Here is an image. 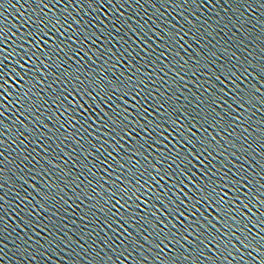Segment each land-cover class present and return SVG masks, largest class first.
Returning a JSON list of instances; mask_svg holds the SVG:
<instances>
[{"label":"snow or ice","instance_id":"1","mask_svg":"<svg viewBox=\"0 0 264 264\" xmlns=\"http://www.w3.org/2000/svg\"><path fill=\"white\" fill-rule=\"evenodd\" d=\"M8 0H0V8H4ZM139 0H137V3ZM127 3L130 7L132 6L133 0H36V7L40 9V13H37L34 19H31L32 30L27 34V36L34 41V44L28 49L26 55L28 59L21 63L24 58L21 57L16 61V65H19V71H17L16 66L9 67V57L4 54V50L0 49V117L4 116V112L8 110V104L13 103L19 105L24 109L21 115L25 112L29 115L34 114V111H38L40 108L50 107L49 100L45 99L39 91H37L38 85L44 84L45 76L48 79L55 77L53 83L56 81L66 82V87L55 90L51 85H47V90L51 98V104L57 105L59 107H64L66 111H75L78 116L81 117V127L88 124V121L93 118L94 114H102L101 118L105 121V124L112 132L114 144L113 148L117 152L122 149L120 144L121 139L130 138L135 141V143L129 149L133 156H143L145 163H147V156L145 153L149 150L157 151L161 158H166L170 163L167 168L158 169V174H161V179L167 177L173 181L170 188L165 190L164 194H157L156 199L158 201L170 200V203H165L163 205L165 211L161 213L160 216L151 215L147 217H140L141 221H145L151 232L155 234V237L159 238V242L156 244L157 248H160L162 244L167 240L172 244H179L180 239L186 240L187 237L183 235L185 232H191L195 234L197 244L196 249L200 254L202 250L201 245L207 247L206 241H208L209 236H212L213 240L217 242L218 251L223 253L227 248V245H221L219 243V237L213 236L211 232L208 231L207 227L202 226L199 223L200 217H203V212H200V208L204 207L207 212L211 210L209 215L215 213L211 220L205 217L206 225L215 229L216 224H221L225 229L223 235H227V229L232 227V223L235 222L242 225L241 232L247 235L246 224L243 221L253 222L259 226V229L252 240L245 241L240 240L243 247H253L257 251H260L262 245H264V174L257 173L259 179L255 181L249 176H244L243 179H233L232 176H228L226 172L217 169L213 161L215 156L213 152L216 148L223 147L216 141L215 137L209 139L207 136H197L193 132V128L199 125L201 128L205 124L211 127L219 128L224 133L231 135V131H234L233 124L234 120L227 119L228 113L224 115L215 112L214 108H206L197 111L196 115H191V110L187 107L184 108V112L189 113L188 123L185 126L177 127V122L172 120L168 127H162L159 124L152 125L150 123H145L141 125L137 121V126L144 135L140 139H136L133 136V132L136 131L135 128H130L131 121L129 117L131 113L128 111V100L125 97H131L136 99L140 96L141 92L146 91V81L151 80V74L146 76L144 79H137L136 73L140 72L139 68L135 69L132 74L121 73L118 77L110 79L106 73L103 75L98 72L93 71H82L83 65L76 67L74 70H67L64 65L67 64L69 59L73 57H81L82 55H87L85 48L79 46L78 48H73L72 45L76 44L77 40L83 39V41H89L95 37V33H89L86 29L75 28L70 29L69 27V16L72 11L77 9L83 11L85 9L95 10L97 12V18L95 21H88L86 23L91 24L93 27L97 28L100 32H104L107 26H101L102 21L100 17L109 20L110 23L120 24L125 26L128 30H131L138 39H141V33L134 29L129 21L123 17V14L111 15V12L119 13L120 8L124 7ZM57 5L63 8V12L60 16L55 13L49 15L48 12H44V9H48L49 12L52 8L57 7ZM9 6L10 3H9ZM3 12H0V16ZM71 23L75 25H80L81 21L76 19L75 16H71ZM61 29L64 32L71 31L73 34L66 37L67 43L65 41L57 40L53 33H61ZM120 29H117L119 31ZM108 33H111V29H107ZM63 34V33H61ZM3 36V29H0V37ZM47 38V39H46ZM46 45V47H41V45ZM96 54V53H93ZM104 55L105 53H99ZM66 57L63 63H46L45 60H41V57H45L47 60H52L53 57L59 58L60 56ZM90 58V57H89ZM134 59V58H133ZM6 61H9L6 63ZM39 62V63H37ZM119 63V61H117ZM131 64V62H129ZM43 65L47 69H61L59 74L53 71L50 74H42L40 66ZM135 67V65H131ZM199 70V69H197ZM141 75H143L141 73ZM230 76H234V73H229ZM219 79V77H217ZM9 89H14L9 91ZM223 92V89H220ZM259 90L254 92H243L237 94L236 104L239 108H244L245 104H253L257 99L261 103H264V98H260L256 95ZM146 95L151 96L152 91L147 90ZM11 99L10 98H13ZM77 97L79 100H77ZM166 99L171 100L172 106H175L176 100L173 99L172 95L166 97ZM119 100L120 103H116ZM210 103H215L211 101ZM101 104L108 106L111 111L105 112ZM133 107L140 110V116L142 118L147 109L144 104L137 100V103ZM160 109H163V103L158 105ZM173 113H169V116ZM71 119H76L75 116ZM244 123V121H242ZM91 126V125H89ZM169 128L172 131H169ZM156 129H161L156 131ZM8 130V126L4 124V121L0 119V137L4 136V133ZM155 133V134H154ZM164 133L172 136L175 140V144L166 153L159 152L156 148L158 143L162 141L158 139L164 136ZM174 133V135H173ZM139 135V133H137ZM231 143V141H227ZM255 142V141H254ZM23 143V141H21ZM259 143L264 145V135L259 136ZM4 141L0 139V148L3 147ZM38 146V145H37ZM95 147V145H93ZM103 148V145H101ZM106 151V149H105ZM264 151V147L261 148ZM235 155V153H233ZM250 155V154H249ZM108 156H112L109 152ZM7 158L4 156V152L0 151V163H3ZM23 159H27L24 156ZM114 159V157H113ZM131 159V158H129ZM118 163V162H117ZM140 165L139 160H132V167ZM173 165L175 167H173ZM83 167L87 168L88 172L92 175V169L88 168L87 165ZM142 167V165H141ZM195 170V171H194ZM40 171V170H38ZM130 174L132 173L129 169ZM136 172L139 173V178L136 180L134 185L126 184L124 188H120L119 184L116 185V190L111 193V200H115V204L111 207H107L109 202H106L100 207L105 209V212H111L112 208H115L120 201H124L125 213H128V209L131 208L132 204H135L137 200H140V189L146 184H150L155 181L159 185V181L156 177L150 174L145 175L147 169L140 171V168H136ZM5 168L0 167V181L4 179ZM183 177L187 179L192 185L189 191H185L187 185H184ZM195 177V179H193ZM143 179L144 183H141ZM251 185V187H249ZM53 190L55 191L58 186L53 185ZM3 188V184L0 183V189ZM241 188L247 189V191L241 192ZM194 190V191H193ZM167 192H172V196L168 197ZM191 192V195L189 194ZM229 193H232L230 196ZM56 196H59V191L56 192ZM41 197L45 201L54 199L50 196L48 192L41 191ZM243 197V199H241ZM3 197L0 196V200ZM131 201V204L129 203ZM123 207V205H122ZM138 208L139 205H136ZM252 207H256L257 211L260 212L259 216H256L253 220V216L246 214L251 212ZM117 212L120 211L119 208L116 209ZM133 211H135L133 209ZM199 213V216L197 215ZM124 217V222L135 221V217L129 213L127 215L122 214ZM194 217L195 219H189ZM238 217H243V221L238 219ZM107 219L111 220L112 217L108 216ZM215 221V223H213ZM143 227V225H141ZM203 227V231L201 228ZM175 230V231H174ZM219 231V229H217ZM177 234H179L180 239H177ZM235 235V233H233ZM147 239V237H145ZM151 243V241H149ZM230 243V241H229ZM167 247V244H164ZM183 245H181V248ZM173 252L172 256L163 258L158 255L157 259L162 262V264H185L188 260L187 257L183 256V253L178 249H169ZM161 252L163 249L161 248ZM209 264H223V261L209 257ZM226 259V257H225ZM188 264H200L199 255H197L195 260H188Z\"/></svg>","mask_w":264,"mask_h":264}]
</instances>
